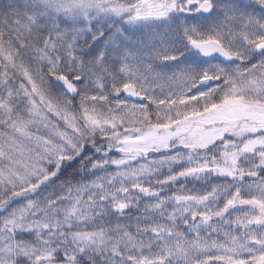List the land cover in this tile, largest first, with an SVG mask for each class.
Wrapping results in <instances>:
<instances>
[{"label":"snow or ice","instance_id":"obj_1","mask_svg":"<svg viewBox=\"0 0 264 264\" xmlns=\"http://www.w3.org/2000/svg\"><path fill=\"white\" fill-rule=\"evenodd\" d=\"M0 264H264V0H0Z\"/></svg>","mask_w":264,"mask_h":264}]
</instances>
